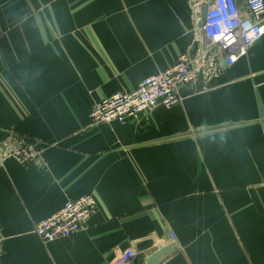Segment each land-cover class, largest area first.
<instances>
[{
  "label": "crops",
  "instance_id": "obj_1",
  "mask_svg": "<svg viewBox=\"0 0 264 264\" xmlns=\"http://www.w3.org/2000/svg\"><path fill=\"white\" fill-rule=\"evenodd\" d=\"M210 1L0 0V264H149L172 243L159 264H264V36L229 64ZM183 54L179 103L91 122ZM86 194L87 228L44 243L35 224Z\"/></svg>",
  "mask_w": 264,
  "mask_h": 264
},
{
  "label": "built area",
  "instance_id": "obj_2",
  "mask_svg": "<svg viewBox=\"0 0 264 264\" xmlns=\"http://www.w3.org/2000/svg\"><path fill=\"white\" fill-rule=\"evenodd\" d=\"M207 7L202 32L225 54L229 64L246 56L249 48L264 36V0H243L242 5L238 0H211ZM197 75L196 63L185 54L180 55L171 67L144 78L136 89L119 90L95 101L90 120L95 125L124 123L158 105L171 107L181 101L180 89L194 82ZM96 206L92 194L67 199L55 214L37 222L34 232L44 243L70 237L87 228ZM135 253L133 248L125 249L111 264H132Z\"/></svg>",
  "mask_w": 264,
  "mask_h": 264
},
{
  "label": "water",
  "instance_id": "obj_3",
  "mask_svg": "<svg viewBox=\"0 0 264 264\" xmlns=\"http://www.w3.org/2000/svg\"><path fill=\"white\" fill-rule=\"evenodd\" d=\"M207 9V6L203 7L202 9V22H204L206 19ZM174 249L175 243L159 249L148 259L149 264H159L163 259L170 255Z\"/></svg>",
  "mask_w": 264,
  "mask_h": 264
}]
</instances>
